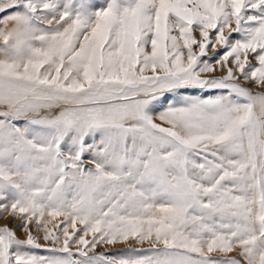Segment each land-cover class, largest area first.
Returning a JSON list of instances; mask_svg holds the SVG:
<instances>
[{
	"label": "snow or ice",
	"instance_id": "obj_1",
	"mask_svg": "<svg viewBox=\"0 0 264 264\" xmlns=\"http://www.w3.org/2000/svg\"><path fill=\"white\" fill-rule=\"evenodd\" d=\"M5 217L0 264H264V0H0Z\"/></svg>",
	"mask_w": 264,
	"mask_h": 264
},
{
	"label": "rangeland",
	"instance_id": "obj_2",
	"mask_svg": "<svg viewBox=\"0 0 264 264\" xmlns=\"http://www.w3.org/2000/svg\"><path fill=\"white\" fill-rule=\"evenodd\" d=\"M233 27L235 26L234 24L232 25ZM195 35L198 37V32L197 33H195ZM236 37H235V34H234V36H233V39H235ZM217 47H219V46H217ZM150 50V49H149ZM209 55H211L212 54V52H213V50L211 49V48H209ZM186 55V54H185ZM250 59H251V57H250ZM252 63L253 64H255L256 62H255V60H253L252 61ZM215 75H217V76H219V75H221V73L220 72H216L215 73ZM245 86H247V87H249L250 88V90L251 91H253V92H257V91H261V89H259V88H256V87H254V86H252L251 84H246ZM210 94H214V93H210ZM157 122H159V121H157ZM87 157L85 158V161H86V163H87ZM87 166L88 167H91L92 165L91 164H87ZM63 218L62 217H60V218H58L57 219V221H55L54 223H58L60 220H62ZM9 224V226L10 227H13V228H15L16 227V222H10V218H8V217H5L4 219H0V226H3L4 224ZM77 227H80L79 225H77ZM69 231H71V229H69ZM17 234L18 235H21V238H23L22 237V234L19 232V230H17ZM90 238V237H89ZM41 243H43V241H41ZM145 247H147V245H145ZM126 248V245H124V244H117L115 247H109V246H100V247H98L97 249H96V251L97 252H118V251H122V250H124ZM73 250H75V245H73ZM34 252H35V254H38V255H47V253L46 252H44L43 250H40V249H37V250H34Z\"/></svg>",
	"mask_w": 264,
	"mask_h": 264
}]
</instances>
